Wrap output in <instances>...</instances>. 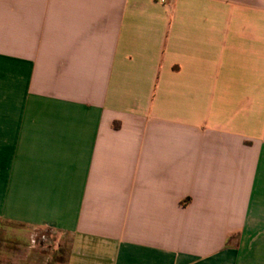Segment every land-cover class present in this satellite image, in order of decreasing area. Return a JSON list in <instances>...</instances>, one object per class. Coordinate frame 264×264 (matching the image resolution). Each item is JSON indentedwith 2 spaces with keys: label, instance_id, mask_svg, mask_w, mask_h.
Returning <instances> with one entry per match:
<instances>
[{
  "label": "crops",
  "instance_id": "obj_1",
  "mask_svg": "<svg viewBox=\"0 0 264 264\" xmlns=\"http://www.w3.org/2000/svg\"><path fill=\"white\" fill-rule=\"evenodd\" d=\"M5 224L71 243L0 264H264V0H0Z\"/></svg>",
  "mask_w": 264,
  "mask_h": 264
},
{
  "label": "rangeland",
  "instance_id": "obj_2",
  "mask_svg": "<svg viewBox=\"0 0 264 264\" xmlns=\"http://www.w3.org/2000/svg\"><path fill=\"white\" fill-rule=\"evenodd\" d=\"M13 227V228H12ZM9 228V229H8ZM16 230V231H27V236L31 237L33 236L34 238H37L35 245L36 246V251L38 252H45V253H52L55 258H65V256L69 253L70 249V243H71V235L60 232L57 230L53 229H30L26 227H19L17 225H11V224H5V230L1 234V237H4L6 239L7 235L8 236H14V234H7V230ZM21 236L24 234L20 233ZM16 236V235H15ZM40 239V244L38 245V240ZM10 240H5L3 244H0V247L4 248H10L11 246Z\"/></svg>",
  "mask_w": 264,
  "mask_h": 264
},
{
  "label": "built area",
  "instance_id": "obj_3",
  "mask_svg": "<svg viewBox=\"0 0 264 264\" xmlns=\"http://www.w3.org/2000/svg\"><path fill=\"white\" fill-rule=\"evenodd\" d=\"M156 1H159V2H162V3H166L167 0H156Z\"/></svg>",
  "mask_w": 264,
  "mask_h": 264
}]
</instances>
